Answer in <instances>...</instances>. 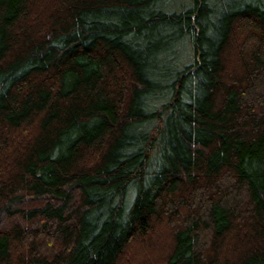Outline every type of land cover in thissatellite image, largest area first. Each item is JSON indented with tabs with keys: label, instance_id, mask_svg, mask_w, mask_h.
<instances>
[{
	"label": "trees",
	"instance_id": "trees-1",
	"mask_svg": "<svg viewBox=\"0 0 264 264\" xmlns=\"http://www.w3.org/2000/svg\"><path fill=\"white\" fill-rule=\"evenodd\" d=\"M0 264H264V0H0Z\"/></svg>",
	"mask_w": 264,
	"mask_h": 264
}]
</instances>
